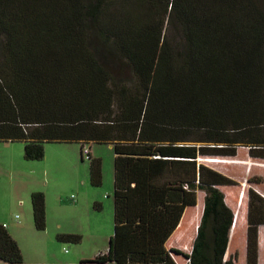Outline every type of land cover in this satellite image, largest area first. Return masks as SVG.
Masks as SVG:
<instances>
[{
	"label": "trees",
	"instance_id": "1",
	"mask_svg": "<svg viewBox=\"0 0 264 264\" xmlns=\"http://www.w3.org/2000/svg\"><path fill=\"white\" fill-rule=\"evenodd\" d=\"M0 141L23 142L27 160L50 142L79 143L81 155L112 144L113 235L73 264H176L173 252L235 264L226 253L243 204L235 218L221 189L234 180L199 158L241 145L264 158V12L256 0H0ZM88 158L99 186L101 159ZM31 204L45 229V194ZM247 222L246 264H259L264 196L253 187ZM176 228L188 241L197 228L191 253L166 248ZM0 261L27 264L4 224Z\"/></svg>",
	"mask_w": 264,
	"mask_h": 264
},
{
	"label": "rangeland",
	"instance_id": "2",
	"mask_svg": "<svg viewBox=\"0 0 264 264\" xmlns=\"http://www.w3.org/2000/svg\"><path fill=\"white\" fill-rule=\"evenodd\" d=\"M256 2L264 12V0ZM85 146L93 158L101 159L102 183L99 186L92 185L90 181V160L84 152L81 155L79 143H46L42 159L27 160L23 155V142L0 141V225L6 223L5 226L11 228L6 229L15 236L25 263H78L107 252L114 231L115 154L112 144L89 143ZM208 158H222L228 162L211 163ZM199 161L234 180L235 184L221 189L227 204L236 210L241 203V209H246L248 189L264 182V158L251 156L247 146H238L234 156H201ZM37 191L45 194L46 227L43 230L35 226L33 217L31 193ZM204 195L203 190L197 191L200 200ZM95 203H99L101 208H96ZM187 211L188 214L194 212V207ZM241 225L239 223L236 228ZM60 233L77 234L82 240L80 243L61 242L57 239ZM193 242L194 238L178 240L174 244L170 242L168 248L189 254ZM235 254V264H246V246L233 238L226 259L235 257ZM173 256L180 264L186 262L181 254L173 252ZM262 256L264 264V253ZM0 264L4 263L0 261Z\"/></svg>",
	"mask_w": 264,
	"mask_h": 264
},
{
	"label": "crops",
	"instance_id": "3",
	"mask_svg": "<svg viewBox=\"0 0 264 264\" xmlns=\"http://www.w3.org/2000/svg\"><path fill=\"white\" fill-rule=\"evenodd\" d=\"M222 187V186H221ZM254 189H256L259 193H261V195L264 196V182L262 181L261 183H258V184H255L254 186ZM227 203V202H226ZM228 205V204H227ZM202 206L204 207V201L202 203ZM229 206V205H228ZM234 214H235V218H236V214H237V211H236V208L233 209L231 206H229ZM190 208V207H188ZM185 211H187V209ZM203 209V208H202ZM234 222H235V219H234ZM241 224L242 225L240 226L239 229H237V225L238 224ZM3 224H6V223H3ZM237 225L232 228V231H231V234H230V240H229V244H228V248L230 246V242L231 240L234 238L235 241H237L239 244H244L245 246L247 245V227H248V222H247V208L244 209V214H242V212H240V217H239V220L237 222ZM6 228H9L8 226H5ZM11 229V228H9ZM8 230V229H7ZM176 230L177 228L175 229V231L172 233V235L169 237V239L166 241L165 243V246L167 249H170L168 248V245L169 243L171 242L172 244L176 243L178 240H179V235L178 233L176 234ZM9 231V230H8ZM9 233L13 236V238L16 240L15 236L13 235V233L11 231H9ZM180 234V233H179ZM197 234V233H196ZM196 234H191V238L195 239L196 237ZM175 238V240H173ZM186 241V239H183ZM17 241V240H16ZM228 250V249H227ZM263 253H264V225H261L259 227V264H262V258H263ZM174 257V256H173ZM174 260H175V263L176 264H180L176 258L174 257ZM61 264H73L74 262L72 261H60ZM38 262H35V263H27V264H36ZM188 261L186 260V262L184 264H187ZM245 263H246V255H245ZM42 264H46V263H42ZM55 264V263H53Z\"/></svg>",
	"mask_w": 264,
	"mask_h": 264
},
{
	"label": "built area",
	"instance_id": "4",
	"mask_svg": "<svg viewBox=\"0 0 264 264\" xmlns=\"http://www.w3.org/2000/svg\"><path fill=\"white\" fill-rule=\"evenodd\" d=\"M85 153V154H87V155H89L90 154V149L87 147V146H85V147H83L82 148V153ZM6 224H4V226H5Z\"/></svg>",
	"mask_w": 264,
	"mask_h": 264
},
{
	"label": "water",
	"instance_id": "5",
	"mask_svg": "<svg viewBox=\"0 0 264 264\" xmlns=\"http://www.w3.org/2000/svg\"><path fill=\"white\" fill-rule=\"evenodd\" d=\"M174 254H177V253H175V252H174ZM178 255H179V254H178ZM184 257H185V256H184ZM185 259H186V260H189V258H188V257H185Z\"/></svg>",
	"mask_w": 264,
	"mask_h": 264
}]
</instances>
